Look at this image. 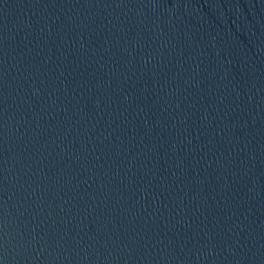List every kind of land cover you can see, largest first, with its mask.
<instances>
[{"label": "water", "instance_id": "1", "mask_svg": "<svg viewBox=\"0 0 264 264\" xmlns=\"http://www.w3.org/2000/svg\"><path fill=\"white\" fill-rule=\"evenodd\" d=\"M0 264H264V0H0Z\"/></svg>", "mask_w": 264, "mask_h": 264}]
</instances>
